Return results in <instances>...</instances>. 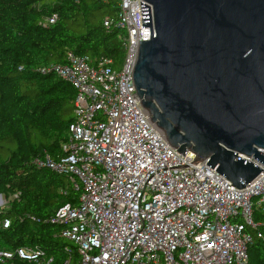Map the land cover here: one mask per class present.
<instances>
[{"label":"built area","instance_id":"built-area-1","mask_svg":"<svg viewBox=\"0 0 264 264\" xmlns=\"http://www.w3.org/2000/svg\"><path fill=\"white\" fill-rule=\"evenodd\" d=\"M118 8L103 20L105 29L124 33L118 68L110 59L91 63L68 53L65 65L47 69L76 93L64 156L38 162L65 175L78 193L75 206H62L49 220L64 226L57 236L77 250L76 259L61 264H247L249 247L262 239L253 211L264 207V166L236 190L216 168L190 164L193 153L180 154L167 143L131 96L138 42L150 40L140 0H120ZM15 256L54 263L43 251L18 248L0 252V264Z\"/></svg>","mask_w":264,"mask_h":264},{"label":"trees","instance_id":"trees-1","mask_svg":"<svg viewBox=\"0 0 264 264\" xmlns=\"http://www.w3.org/2000/svg\"><path fill=\"white\" fill-rule=\"evenodd\" d=\"M119 3L0 0V194L9 199L0 209V252L38 249L53 264L77 258L76 247L57 236L64 226L49 220L62 206H75L78 194L68 193L65 175L38 165L64 156L76 93L47 69L65 65L68 53L91 63L110 59L118 68L124 33L105 29L103 20L117 14ZM49 18L55 22L45 26ZM253 222L262 239L249 247L247 264H264V207L254 208ZM9 264L31 263L15 256Z\"/></svg>","mask_w":264,"mask_h":264},{"label":"water","instance_id":"water-1","mask_svg":"<svg viewBox=\"0 0 264 264\" xmlns=\"http://www.w3.org/2000/svg\"><path fill=\"white\" fill-rule=\"evenodd\" d=\"M140 7L150 40L137 45L132 98L172 148L195 155L190 164L243 189L264 166V0Z\"/></svg>","mask_w":264,"mask_h":264},{"label":"rangeland","instance_id":"rangeland-1","mask_svg":"<svg viewBox=\"0 0 264 264\" xmlns=\"http://www.w3.org/2000/svg\"><path fill=\"white\" fill-rule=\"evenodd\" d=\"M68 187H69V185H68ZM69 188H70V190L68 191V193H69L70 191L75 192V191H73V190L71 189V187H69ZM75 193H77V192H75ZM77 194H78V193H77ZM8 202H9V199L5 198L3 195L0 194V209L5 208V207L7 206V203H8Z\"/></svg>","mask_w":264,"mask_h":264}]
</instances>
